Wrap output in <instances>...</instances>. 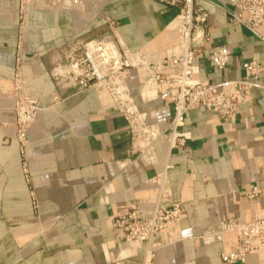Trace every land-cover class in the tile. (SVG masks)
<instances>
[{"label":"crops","instance_id":"obj_1","mask_svg":"<svg viewBox=\"0 0 264 264\" xmlns=\"http://www.w3.org/2000/svg\"><path fill=\"white\" fill-rule=\"evenodd\" d=\"M85 12L56 13L27 7L22 34L19 1L0 0V264H109L119 257H138L109 227L111 217L127 203L153 206L160 190L147 183L160 178L168 203L184 204L183 215L163 234L166 246L152 264H225L222 253L236 250L238 240L206 244L202 236L219 222L264 218V75L239 111L221 121L196 108L187 113L182 131L189 134L184 151L169 152L162 139L144 157L131 154L126 121L103 111L93 91L60 101L49 76V48L76 38L95 36L103 26L101 12L119 24L131 51L154 58L177 51L172 24L178 10L157 0H83ZM221 3L231 9L228 0ZM210 42L196 59L197 78L226 89L245 76L244 64L264 67V25L258 33L229 19L227 12L206 4ZM224 46L228 66H210V48ZM21 51L23 74L31 76L27 93L44 110L29 132L27 166L15 142L12 110L13 77ZM143 77L130 79L140 110L149 124L166 128L173 107L143 103ZM152 92L144 93L145 98ZM244 264H264V252L248 255Z\"/></svg>","mask_w":264,"mask_h":264},{"label":"built area","instance_id":"obj_2","mask_svg":"<svg viewBox=\"0 0 264 264\" xmlns=\"http://www.w3.org/2000/svg\"><path fill=\"white\" fill-rule=\"evenodd\" d=\"M178 10L172 24L176 35V52L164 58H154L143 50L131 51L119 34V24L102 11L103 26L98 36L76 38L58 48H49L48 73L56 92L54 100L60 101L86 91H93L103 111H115L126 121L131 137V154L144 157L154 144L164 139L169 152L184 151L190 136L182 131L185 117L193 109L200 108L221 121L233 117L244 105L258 81L264 75V67L258 62L245 63V76L230 81L227 88L197 78L199 69L196 59L210 42L208 32L210 13L206 4L224 9L231 21L244 24L251 32L258 33L264 25V0H228L231 9L221 0H157ZM28 6L39 11L56 13L85 12L83 0H19V26L22 34ZM210 66L223 70L228 66L232 52L224 47L210 48ZM21 51L17 56V68L13 77L12 110L16 120L15 142L27 166L29 131L38 115L44 110L40 101L27 93L32 81L21 68ZM143 77L139 88L143 103L160 101L173 107V115L166 128L149 124L136 101L130 86L133 73ZM152 92L145 98L144 93ZM66 93L65 98L62 94ZM160 178L147 184L160 190L153 206L141 208L138 204L121 206L109 223L126 244H136L140 249L138 257H119L109 264H152L155 253L164 248L163 234L168 231L184 213L182 203H168L167 194H162ZM264 195L258 187H251L244 196L254 200ZM238 240L235 251L222 253L225 264H244L248 255L264 252V218L252 222L229 219L211 227L203 236L206 244L223 243L226 235Z\"/></svg>","mask_w":264,"mask_h":264},{"label":"rangeland","instance_id":"obj_3","mask_svg":"<svg viewBox=\"0 0 264 264\" xmlns=\"http://www.w3.org/2000/svg\"><path fill=\"white\" fill-rule=\"evenodd\" d=\"M18 1H19V0H18ZM28 7H29V6H28ZM98 35H99V33L96 34L95 36H98ZM95 36H94V37H95ZM173 38L176 40V35H174ZM40 103H41V102H40ZM42 107H43V106H42ZM43 109H44V108H43ZM15 120H16V117H15ZM36 120H37V119H36ZM35 122H36V121H35ZM14 123H15V122H14ZM34 124H35V123H34ZM34 124H33V125H34ZM31 128H32V127H31ZM29 132H30V131H29Z\"/></svg>","mask_w":264,"mask_h":264}]
</instances>
